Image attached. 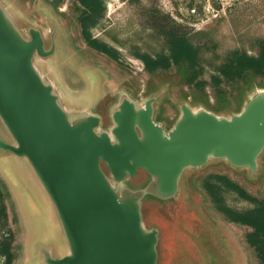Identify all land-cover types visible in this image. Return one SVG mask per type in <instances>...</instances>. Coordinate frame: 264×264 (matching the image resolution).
<instances>
[{
  "label": "water",
  "instance_id": "water-1",
  "mask_svg": "<svg viewBox=\"0 0 264 264\" xmlns=\"http://www.w3.org/2000/svg\"><path fill=\"white\" fill-rule=\"evenodd\" d=\"M13 11L0 0V119L8 133L0 134V154L27 160L52 203L68 251L58 254L48 238L43 263L160 264L166 234L171 244L184 240L175 243L172 264L203 257L190 235L197 231L183 223L187 214L202 223L187 173L221 164L260 172L264 87H252L232 113L184 99L169 129L157 120L166 90L154 89L140 104L123 96L104 130L103 114L80 110L94 106L56 82V17L43 12L46 34ZM37 58L47 61L42 69Z\"/></svg>",
  "mask_w": 264,
  "mask_h": 264
},
{
  "label": "rangeland",
  "instance_id": "rangeland-1",
  "mask_svg": "<svg viewBox=\"0 0 264 264\" xmlns=\"http://www.w3.org/2000/svg\"><path fill=\"white\" fill-rule=\"evenodd\" d=\"M7 1L18 18L29 19L44 29L46 34L50 27L43 12L50 11L56 17L59 23L57 52L52 60L56 82L65 91H71L74 100L82 96L83 104L94 106L92 110H80L100 111L104 117V130L111 125L109 111L121 97L129 96L140 104L149 92L157 88L166 90L158 106L157 116L160 115V118L157 120L167 129L179 117V105L184 99L205 103L211 109L229 108V113L235 112L239 105L237 102L244 99L239 95L243 85L226 81L225 77L213 71L209 61L219 63L220 59L216 55L224 56L234 51L257 56L259 41L264 40V0H99L104 7L103 16L86 26L79 20L84 7L78 0ZM155 9L169 14L191 35H195L196 42L211 48L204 55L202 64L205 69L199 77V80L205 81L203 89L186 82L189 71L184 66H173L168 71L159 70L151 74L136 56L150 32L151 13ZM84 32L113 48L117 59L90 48ZM45 62L37 58L36 64L42 69L41 65ZM49 73L42 72L52 82ZM213 78L221 80L223 96H219ZM253 87H264V77L257 78ZM0 134L4 138L8 137L1 119ZM226 179L235 182L255 198H263L264 153L260 172L256 176H249L246 170L235 171L222 164L187 173V184L190 183L200 196L195 207L203 224L188 214L184 216L183 223L201 235L203 239L195 235L197 232L190 233L205 255L202 257L196 253V258L191 256L192 261L185 259L183 264H262L248 242L253 228L231 220L232 216L248 213L259 204L243 198L226 184ZM0 181L10 193V198L0 201V205L6 206L8 214V220L0 219V240L8 233L14 236L16 264H44L39 251L43 241L48 238L58 246V254L66 253L68 246L52 203L28 161L10 152H2ZM204 182L216 184L220 188L218 202L211 201L204 190ZM179 230L183 231V228L179 227ZM175 243L183 246L184 240L176 236L174 244H171L169 236L165 235L160 264H172V258L180 251L176 249ZM193 250L196 251L195 248ZM2 262L0 256V264Z\"/></svg>",
  "mask_w": 264,
  "mask_h": 264
},
{
  "label": "trees",
  "instance_id": "trees-1",
  "mask_svg": "<svg viewBox=\"0 0 264 264\" xmlns=\"http://www.w3.org/2000/svg\"><path fill=\"white\" fill-rule=\"evenodd\" d=\"M78 1L84 7L79 17L82 25L86 26L103 16L104 7L99 0ZM151 17L150 32L147 34L143 46L138 48L136 54L144 63L145 69L149 73L154 74L159 70L168 71L173 66L179 68L184 66L189 71L186 82L189 85L203 89L205 81L199 80V77L205 69L202 64L204 55H206V52L211 51V48L207 44L202 45L196 42L195 35H191L180 22L169 14L163 13L160 9L152 11ZM83 35L90 48L106 54L112 59H117V54L113 48L99 42L97 39L91 38L86 32ZM153 48L154 50H152ZM216 58L220 59L219 63H214L213 60L209 61L213 71L225 77L226 81L232 84H242V89L239 91L242 99L252 89L255 80L264 77V40L259 41V53L257 56L249 55L247 52L234 51L228 52L224 56L216 55ZM213 84L219 96H223L224 93L220 87L221 80L213 78ZM193 103L198 102L195 101ZM242 103V100L237 102L236 111L240 109ZM207 108L211 109L209 106ZM228 109L223 110L218 107L211 110L221 112ZM226 184L238 191L243 198L259 204L257 208L248 213L232 216L231 220L253 228L254 231L249 234L248 242L255 249L261 263L264 264V197L261 199L255 198L231 180L226 179ZM203 187L211 201L218 202L220 188L210 182H204ZM192 193L194 203L197 206L200 196L193 189ZM8 198H10V193L7 191L6 185L0 181V201H5ZM1 218L8 220L7 208L3 204L0 205ZM0 256L3 258L1 264H16V245L14 244V236L11 233L5 234L0 240Z\"/></svg>",
  "mask_w": 264,
  "mask_h": 264
}]
</instances>
